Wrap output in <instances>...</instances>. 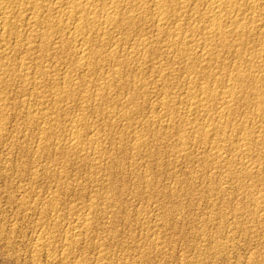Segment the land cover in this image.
I'll list each match as a JSON object with an SVG mask.
<instances>
[{"label": "rangeland", "instance_id": "obj_1", "mask_svg": "<svg viewBox=\"0 0 264 264\" xmlns=\"http://www.w3.org/2000/svg\"><path fill=\"white\" fill-rule=\"evenodd\" d=\"M0 1V9H2L0 12L2 13L3 11L4 13L5 11H8L12 13L11 22L13 23L12 30H5V32L3 30L4 28H2L4 15L3 13H0V18L2 16V18L0 19V42L2 44V46L0 47V59L2 58L0 60V102H2L0 103V138L2 137L0 139V264H264V203L262 204V202L264 201V163L263 161L260 162V160L262 159L259 158V151L261 150V147H258V144L255 143V147H257L258 151H256L254 147L255 153L253 152V154H255L256 156L251 154L250 156H246L243 160H240L242 158L240 155L241 152H239L240 150L234 151V153L233 150L229 148L225 149L223 156L225 158H231L232 160H235L236 162H238V164H241L243 162L244 165L242 164V167L240 166V164L238 166L235 161H232V164L229 165L230 168L227 167L228 170L226 167L222 168V166H217V162H208V164H211V166L208 164L204 165V163H202L204 160L203 153L208 147H205V145L203 144H200V146L199 143L196 144L198 137L197 130L205 125L206 118H204L203 113L200 112L201 114H196L198 116L192 115L195 116L193 117V119L192 117L190 118V116H186L189 118V120L191 119V121H189L188 119L185 121V116L183 117L182 113L180 114L178 111H176L175 107L176 104H180V99L185 96L181 94L183 93L182 91H184L183 86L185 87L189 85L192 77L196 78V75L197 78L195 80L199 83H203V75L199 72L197 74L194 73L195 75L192 76L188 74L189 77L186 76L187 73L184 74V71H187L185 68V64H183L182 60L177 56L178 54L176 55L177 57H175V55L171 53L172 51L174 52V54H176L177 52H175V49H169L170 51L167 50L168 48L166 47V42L163 43V41H165V38H163L164 36H156V34H154L153 28H150V30H148L149 28H145L144 32L143 30L141 31L142 34L141 32L138 33L140 36L138 34L129 35L130 32L125 31L124 29L122 30V28H118V31L117 29H115V34L119 38L123 37V40H120V42H117L116 44L118 46L117 48H119L122 53L125 52V56L126 54L131 55V53L134 51L132 49V44L135 42L134 39L137 38L139 40L143 33H145V37L153 38L152 40H154L155 45L152 44V46L154 47H151L150 50H142V52L144 51L145 54H143L144 52L140 53L141 51H138L139 54H137L136 57L137 62L130 63L129 65L126 63L124 64V66L120 65V71H117L120 69V67L118 69V66L116 67L114 66L115 64L111 63L107 64L104 71L93 70V68H89L88 70L85 68L82 69L81 67H79V64H77V61H75L76 58H72L74 55V49H72L73 46H70L71 48H68L66 45H64L62 48L63 44H58L59 46L55 44L52 45L53 47H50L51 49H47V51L50 49L49 51L51 52L48 51V53L46 54V52L43 51L40 45L41 41L36 37L40 33V29L33 23L35 22L34 17H40L42 15L43 17H40L42 18L41 20L47 21L50 19L52 20L53 18L55 19V17L57 18L58 15L55 14V11H53L55 12L54 14L52 12H47V7H53V5L55 6L59 3L57 0H40V2H43V4L46 3L44 4L45 10L43 9L42 13L40 11V13L37 14H34V11H31L30 9L28 11L27 9L25 10V8H28V6L24 8L23 5H21L24 1L20 0L19 2L15 0V2L14 0H7V2H9L5 4H8V7L4 5V2H6L5 0L4 2L3 0ZM59 1L61 2V0ZM4 7L6 10H4ZM22 10L24 11V13ZM31 14L33 17L31 16ZM46 14L48 15V17ZM50 16L52 18H49ZM187 16L185 17V20L188 18ZM45 17H47L48 19H45ZM32 23L34 26L32 25ZM186 23L187 22H185L182 29L188 27ZM140 26L141 25H138L136 27H139L141 29L142 26ZM140 29H138V31ZM121 32H123L124 34H121ZM119 34L122 37H120ZM150 34H153L154 36L152 35L151 37ZM53 35L55 37H61L57 33ZM16 36H20L19 39H16ZM129 38L130 40H128ZM159 38L161 41L159 40ZM162 38L164 40H162ZM100 39L101 38L98 37L93 38L92 36V41L95 45H98ZM3 40L4 42L2 43ZM124 40L126 41L123 42ZM31 42L32 44L30 45ZM257 43L259 42L256 41L254 43L255 47H257L256 45H258ZM3 48H5L6 51ZM155 50L158 52H156ZM165 52L167 57L164 54ZM231 56L232 55H230L229 58L227 56V59L229 60H226L227 62L225 65L227 66H222L219 64V67L217 64L212 66L214 67L213 69L211 68L214 75V71H216L217 74H222L223 70L224 72H226L229 71V68L230 70L233 69L235 59L233 58V56ZM144 57H146L148 61L144 59ZM143 60H145V63ZM180 60L181 62H178ZM230 60H232V62ZM150 61L153 62V64ZM22 63L23 66H21ZM137 63L140 64V66ZM220 66L223 70L220 69ZM136 67L138 69L140 67V70H138ZM143 67L146 69H144ZM222 67H226L227 69H224ZM110 68L112 69V71ZM200 68L202 69V65H199V70H201ZM220 70L222 71V73H220ZM38 75L40 76L38 77ZM105 75L107 76V81L104 79L106 77ZM109 75H113L112 78L114 79H112ZM103 76L104 78H102ZM168 76H170L169 80ZM151 77L153 78L150 79ZM181 77L183 78V80ZM66 78L68 80H65ZM166 78L168 80L167 82L164 80ZM201 79L202 81H200ZM69 80L71 81L69 82ZM110 80V83H113V86L109 83ZM63 83L66 84L65 88H63ZM138 83L139 85H137ZM109 84L111 85V89ZM67 85L73 88V92L77 91L75 92V94H77L75 95L70 90L71 88ZM103 85L104 89L101 88V86ZM175 85L177 87H175ZM29 86L30 88H28ZM34 86L36 87V89ZM138 86H140L141 88ZM168 86L171 89L166 88ZM81 87L83 88L81 89ZM95 87H98V90ZM68 88L69 90H66ZM105 88L108 91L105 90ZM62 89H64V92H62ZM56 90L60 95H62L63 98H65V101L57 103L58 101L56 99H53L55 98L53 95ZM84 91H86V94ZM105 91L106 94L104 93ZM40 92H42V94H40ZM66 92L67 95L69 93H73V96L72 94H69L68 97L66 95ZM101 92L104 93V96L107 95V97L104 98L102 95L103 93L100 94ZM128 92L130 95H128ZM109 93L111 95H109ZM87 94L89 95V97ZM98 94L100 96H98ZM164 94L166 96H169L170 99L173 98L172 100L176 98L174 100L176 102H174L175 107L171 108L172 110L174 109L175 112L171 111V109H166L165 111H163L159 107L158 102L162 99L161 96H165ZM179 94L181 96H179ZM174 95H176V97ZM245 95L247 98L249 96L250 99L253 97L252 92H249L248 89H246ZM84 97L87 99L84 100ZM110 97L115 100L113 101ZM116 97L118 98V100H116ZM131 97L133 99H131ZM107 98H109V101H106ZM119 99L120 101L122 100V105ZM115 102H117V104ZM81 103L83 106L80 105ZM133 103H135L137 106ZM157 103L158 105L156 106ZM246 103H248V101L241 103L237 108L239 110L241 108L240 111L244 112L242 113V115L245 116V119L248 116L246 115V113L249 114V116H252V113L254 111L252 105ZM39 104L42 106H39ZM243 107L245 111L247 109L246 112L243 110ZM250 107L252 110L250 109ZM46 108H51L52 112L51 110L49 111V109H47L49 112L47 113ZM80 108L82 110H80ZM113 108L115 111L113 110ZM176 108H178V106ZM103 109L105 110L103 111ZM169 110L171 111V117H169ZM43 111L45 114L43 113ZM240 111L237 112L236 115V119L239 117L237 119V122H239V124L241 123V121H244V119H242ZM110 112H113L114 114H111ZM46 114L47 116H44ZM165 114L168 116V118H166ZM174 114L176 117L174 116ZM114 115L116 116L115 118ZM199 115H203V118L199 117ZM31 116H33V118L35 119H33ZM42 116H44L43 118L46 117V121H44ZM157 116H159V119ZM75 117H77V119L78 117H83L84 119L83 123L80 124V127L78 128V131H80L81 128V132L79 133L81 134L80 137L82 139L83 145L75 146L72 145L71 142V147L73 146L72 150V148H70V144L67 143L66 138L67 140H69L70 134H73V130L72 127L70 128V125L73 124V119H76ZM36 118H39L41 122L38 121L37 124ZM67 118H69V122L67 121ZM198 118L199 120L201 118L204 121H198ZM52 119H54V121ZM169 119L175 121H172L170 123ZM31 120H33V122ZM49 121H53V124L52 122L50 124ZM91 121L93 124L91 123ZM181 121L182 123L180 124ZM44 122H47L46 126L43 124ZM202 122H204V124ZM62 124L63 126L66 125V127H61ZM196 124H199L201 127ZM233 124L235 123L233 122L231 124L230 129H232V127L234 126ZM47 125H51L52 127L50 126L49 129ZM58 125L59 128L57 127ZM115 125L117 126V128ZM125 126L126 129H124ZM89 127L91 129H89ZM185 127L188 129H186ZM48 131L49 133L53 132L52 134L54 136L50 133L51 136L48 138V135H50ZM39 132L41 133V135L46 132L42 136H46L47 139L44 137L41 138L42 136ZM68 132L70 134H68ZM85 133L88 134L85 135ZM89 133L93 134L94 140L92 137H88L92 136ZM95 133L99 136L98 139ZM84 135L86 138L84 137ZM137 135L138 137H141V140L139 142H137L138 140H135L136 138H134V136L137 137ZM187 136H190L188 137L190 139H188ZM63 137L65 141L61 140L63 139ZM184 137H186L187 141ZM89 138L90 140H88ZM95 138L101 143H95ZM183 139L185 140V143ZM63 142H66L68 146L66 143H64L63 145ZM89 142L91 143V145ZM92 142L94 143L93 147ZM187 142L188 145L186 144ZM138 146L141 147L138 149ZM184 146H187L186 149ZM76 147L77 150L75 149ZM198 148L200 149L198 150ZM92 149H95L94 152H92ZM97 150H100V153L99 151L97 152ZM95 151L97 152V154ZM185 151L187 152L184 153ZM78 152H80V154ZM230 152L231 154L233 153L232 156ZM90 153H92V155ZM189 153L192 156L190 157L191 159L187 157L189 156ZM99 154L101 157H99ZM225 154L227 155L225 156ZM252 155L254 157H252ZM258 158L259 162H257ZM82 159H84L85 161H82ZM212 165L214 167H212ZM232 165L233 167H231ZM215 166L216 169H222L215 170ZM246 166H248L249 169L254 166L259 169V167L261 166L259 172L254 174V179V175L253 177H250L244 173V171H246V168L248 169V167ZM230 169L233 171H231ZM227 171L230 172L231 175L233 174L234 177L236 173L235 178L238 182L234 181V179L232 180V176ZM212 172H214V175ZM244 174L246 177L245 180L247 182L243 178ZM256 176L258 177V180H256ZM260 177H262V179ZM254 181L256 182V184ZM229 182H231L230 185ZM243 191H245V193ZM256 192H259L258 194L260 195H258ZM248 193H250V195H248ZM56 194L58 197L56 196ZM245 194H247V196ZM55 196L56 199L54 198ZM256 196H260L259 198H261L262 200L259 205L256 203L254 204L253 202V197ZM247 199L249 202L247 201ZM56 203L57 205H55ZM235 208H237L238 210L236 209L235 211ZM256 208H259L260 211L258 209L256 210ZM238 211L241 213L239 214ZM234 212L237 214L235 215ZM261 213H263L262 216L260 215ZM226 218L228 219V221ZM85 222L88 225L85 224ZM258 222H261L262 224ZM85 225L89 229L86 228ZM71 241L74 244L71 243L70 246L69 244Z\"/></svg>", "mask_w": 264, "mask_h": 264}, {"label": "bare ground", "instance_id": "obj_2", "mask_svg": "<svg viewBox=\"0 0 264 264\" xmlns=\"http://www.w3.org/2000/svg\"><path fill=\"white\" fill-rule=\"evenodd\" d=\"M6 2H4V5H6L5 3H8L7 0H5ZM15 1V0H14ZM13 1V2H14ZM19 1L20 0H16ZM15 1V2H16ZM24 1L23 7H27L25 8V10L27 9V11L30 9L31 11H34V14L36 13H42L43 9L45 10V5L46 3L43 4V2H40V0H21ZM44 1V0H43ZM49 1V0H48ZM47 1V2H48ZM59 3L57 5H53V7H47V12H52L53 14H57V18L55 17V19L53 18L52 20H41L42 18L35 16V22H32L35 24V26L39 27V31L40 33L36 36L37 39H39L41 41V47L43 49L44 52H46V54L48 53V51L51 49L50 47L52 45L55 44H63L62 48L64 45H66L68 48H71L70 46H73L72 49H74V55H73V59L74 57L76 58L75 61H77V64H79V67H81L82 69H89V68H93V70H105V67L107 66L108 63L111 64H115L114 66H118L117 68L119 69L120 65L124 66V64H130V63H134L137 62V54L138 51H141L140 53H143L146 50H150V48L154 47L152 46V44L155 45L154 40H152L153 38H147L145 37V33H143V35H141V38L138 40L134 39L135 42L133 43L132 41V49L134 50L131 55H124L125 52H121V50L119 48H117V42H120V40H123L122 38H119L116 34H115V29L118 28H122V30L124 29L125 31H129V35L130 34H138L140 33L142 30L144 32L145 28H149L148 30H150V28H153L154 34H156V36L162 35L164 36L163 38H165L166 42V48L168 51H170L169 49H175L177 52L176 54H174V52L171 51V53H173V55H175V57H179L182 60V63L185 64V68H186V72L184 71V74L187 73L186 76H188V74L190 76L195 75L194 73H201L203 75V80L202 79L200 81H202L203 83H199L198 81H196L195 79L197 78V75L195 76L196 78L192 77V79L190 80L189 85L187 86H183V90L182 91L183 95H185L183 97L182 95V99H180V104L177 105L178 108L175 107L174 104V100L170 99L169 96H161V100L158 102L159 103V107L165 111L166 109H171L172 107H175V110L178 111L180 114L182 113V116H185V121L188 119L189 120V116L190 118L198 116L196 114H199L200 112L203 113L204 118H206L205 120V125H203L202 128H200L199 130H197L198 133V137H197V143L203 144L205 145V147L207 146L208 148H206L204 154V160L202 163L208 164L209 163H216L217 162V166H222L223 167H229V165L232 164V160L231 158H225L223 155L225 149H231L234 151H239L241 152V159L243 160L246 156H250L251 154H253L254 151V147L256 144H258V147H261V150L259 151V158L262 159L260 160L263 161L264 163V0H61V2L59 0H57ZM1 2V1H0ZM2 2V3H3ZM1 3V4H2ZM53 3V1H52ZM14 4V3H13ZM11 5V4H10ZM49 5V4H48ZM8 7V4L6 5ZM30 7V8H29ZM1 8V5H0ZM20 8V7H19ZM2 9H0L1 11ZM4 10L5 7H4ZM10 10V9H9ZM21 10V9H20ZM19 10V12H20ZM18 11V10H17ZM23 11V10H22ZM21 11V12H22ZM30 11V12H31ZM55 11V12H53ZM13 12V9H12ZM45 12V11H44ZM1 13V12H0ZM3 13V11H2ZM1 13V14H2ZM24 13V11H23ZM0 14V15H1ZM33 14V15H34ZM48 14V13H47ZM46 14V15H47ZM52 14V15H53ZM4 15V19H3V26L2 28H4L3 30H12V26L13 23L11 22V18H12V13L5 11L3 13ZM45 15V16H46ZM188 15V16H187ZM27 16V15H26ZM32 16V14H31ZM55 16V15H54ZM188 17L185 20V17ZM33 17V16H32ZM38 17V18H37ZM43 17V16H42ZM48 17V15H47ZM45 17V19L47 18ZM2 18V16H1ZM0 18V19H1ZM49 18H52L51 16ZM48 19V18H47ZM34 20V19H33ZM30 21V22H31ZM2 22V20H1ZM186 23V25L188 26L185 29H182V27H184L183 25ZM32 23V25H33ZM138 25H141L142 28L140 29L139 27H136ZM34 26V25H33ZM140 26V27H141ZM38 29V28H37ZM138 29H140L138 31ZM29 30V29H28ZM147 30V29H146ZM116 31V32H117ZM6 32V31H5ZM10 32V31H9ZM13 32V31H12ZM54 32V33H53ZM149 32V31H148ZM57 33L58 35H60L61 37H55L53 34ZM153 33V32H152ZM8 34V33H7ZM6 34V35H7ZM11 34V33H10ZM121 34H124L123 32H121ZM142 34V32H141ZM65 35V36H64ZM139 35V34H138ZM145 35V36H144ZM151 35V34H150ZM149 35V36H150ZM153 35V34H152ZM151 35V37H152ZM33 36V35H32ZM92 36L94 37H98L101 38L98 45H95L92 41ZM125 36V35H124ZM128 36V35H127ZM140 36V35H139ZM148 36V34H147ZM154 36V35H153ZM5 37V36H4ZM17 37V36H16ZM20 36H18L16 39H19ZM138 37V36H137ZM131 38V37H130ZM130 38L128 40H130ZM134 38V37H133ZM162 38V40H164ZM30 40V39H29ZM156 40V39H155ZM158 40V39H157ZM160 40V38H159ZM37 41V40H36ZM98 41V40H97ZM126 40H124L123 42H125ZM161 41V40H160ZM259 42L257 43L258 45H256L257 47H255L254 43L255 42ZM4 42V40L2 41V43ZM29 42V41H28ZM129 43V42H127ZM32 44V42L30 43V45ZM36 44V43H35ZM4 45V44H3ZM6 45V44H5ZM56 45V46H57ZM58 45V46H59ZM162 45V44H161ZM254 45V46H253ZM2 46L1 42H0V47ZM57 46V47H58ZM53 47V46H52ZM65 47V48H67ZM50 48L48 51L47 49ZM157 48V47H156ZM220 48V49H219ZM5 49V48H3ZM1 50V49H0ZM54 50V48H53ZM68 50V49H67ZM142 50H144L142 52ZM153 50V49H152ZM6 51V49H5ZM4 51V52H5ZM33 51V50H32ZM70 51V50H69ZM156 51V50H155ZM3 52V50H2ZM10 52V51H9ZM51 52V51H49ZM53 52V51H52ZM58 52V51H57ZM73 52V51H72ZM158 52V51H156ZM161 52V51H160ZM41 53V51H40ZM69 53V52H68ZM147 53V52H146ZM150 53V52H148ZM170 53V52H168ZM145 54V52L143 53ZM154 54V53H153ZM160 54V53H159ZM166 55V52L164 53ZM178 54V55H177ZM2 55V54H1ZM169 55V54H168ZM177 55V56H176ZM232 55L233 58L235 59V63L233 65V69L229 71L224 72L223 69V73L222 71L220 73L222 74H217L216 71H214L215 75L213 74V68L212 66L214 65H222L224 66L226 64V60L227 56L229 58V56ZM66 56V55H65ZM72 56V55H70ZM139 56V55H138ZM158 56V54H157ZM164 56V55H162ZM231 56V57H232ZM32 57V56H31ZM41 57V56H40ZM46 57V56H45ZM68 57V56H67ZM140 57V56H139ZM147 57V55H146ZM146 57H144V59H146ZM149 57V56H148ZM152 57V56H150ZM155 57V55H154ZM167 57V55H166ZM174 57V56H173ZM43 58V57H42ZM54 58V57H53ZM143 58V57H142ZM2 59V58H1ZM0 59V60H1ZM67 59V58H66ZM141 59V58H140ZM152 59V58H151ZM147 60V59H146ZM150 60V59H149ZM154 60V59H153ZM161 60V58H160ZM178 61V62H181ZM47 61V60H46ZM63 61V60H62ZM69 61V60H68ZM145 63V60H143ZM148 61V60H147ZM229 61V60H228ZM232 62V60H230ZM1 62V61H0ZM72 62V61H71ZM151 62V61H150ZM7 63V62H6ZM66 63V62H65ZM141 63V62H139ZM153 64V62H151ZM181 63V64H182ZM2 64V63H1ZM37 64V63H36ZM48 64V63H47ZM74 64V63H73ZM138 64V63H137ZM142 64V63H141ZM148 64V63H146ZM180 64V65H181ZM228 64V63H227ZM72 65V64H71ZM135 65V64H134ZM140 66V64H138ZM144 65V64H142ZM159 65V64H158ZM163 65V64H162ZM178 65V64H177ZM197 65H198V69H197ZM199 65H202V69L199 70ZM218 65V67H219ZM231 65V64H229ZM23 66V63L22 65ZM41 66V65H40ZM111 66V65H110ZM113 66V65H112ZM133 66V64H132ZM147 66V65H146ZM170 66V65H169ZM184 66V65H183ZM227 66V65H225ZM20 67V66H19ZM128 67V66H126ZM135 67V66H134ZM145 67V66H144ZM143 67V68H144ZM229 67V66H228ZM21 68V67H20ZM46 68V67H45ZM71 68V67H70ZM76 68V67H75ZM130 68V67H129ZM137 68V67H136ZM184 68V70H185ZM212 68V69H211ZM222 68H226V67H222ZM232 68V67H231ZM22 69V68H21ZM40 69V68H39ZM42 69V67H41ZM54 69V68H53ZM77 69V68H76ZM79 69V68H78ZM111 69V68H110ZM132 69V68H131ZM138 69V68H137ZM146 69V68H144ZM160 69V68H159ZM163 69V68H162ZM173 69V68H172ZM183 69V68H182ZM217 69V68H216ZM215 69V70H216ZM227 69V68H226ZM11 70V69H10ZM13 70V69H12ZM30 70V69H29ZM50 70V69H49ZM74 70V69H73ZM92 70V69H91ZM108 70V69H107ZM121 67L119 70L120 71ZM126 70V68H125ZM140 70V67L139 69ZM154 70V69H153ZM152 70V71H153ZM218 70V69H217ZM112 71V69H111ZM115 71V70H114ZM163 71V70H162ZM169 71V68H168ZM167 71V72H168ZM197 71V72H196ZM24 72V71H22ZM54 72V71H53ZM52 72V73H53ZM68 72V71H67ZM79 72V70H78ZM92 72V71H91ZM108 72V71H107ZM110 72V71H109ZM135 72V70H134ZM161 72V71H160ZM172 72V71H171ZM175 72V71H174ZM173 72V73H174ZM3 73V72H2ZM16 73V72H15ZM28 73V72H27ZM59 73V72H58ZM57 73V74H58ZM62 73V72H61ZM95 73V72H94ZM104 73V72H103ZM117 73V72H116ZM115 73V74H116ZM120 73V72H119ZM164 73V72H163ZM43 74V73H41ZM70 74V73H69ZM127 74V71H126ZM136 74V73H135ZM171 74V73H170ZM180 74V73H178ZM182 74V73H181ZM9 75V74H6ZM31 75V74H30ZM50 75V74H48ZM56 75V74H55ZM54 75V76H55ZM68 75V74H67ZM71 75V74H70ZM84 75V74H83ZM131 75V74H130ZM137 75V74H136ZM148 75V74H147ZM165 75V74H164ZM172 75V74H171ZM170 75V76H171ZM199 75V74H198ZM200 75V76H202ZM26 76V75H25ZM35 76V75H34ZM40 75H38L39 77ZM91 76V75H90ZM89 76V79H90ZM106 76V75H105ZM110 76V75H109ZM108 76V77H109ZM113 76V75H112ZM112 76H110L112 78ZM125 76V75H124ZM161 76V74H160ZM170 76H168V80L170 78ZM176 76V75H175ZM174 76V78H175ZM181 76V75H180ZM179 76V77H180ZM28 77V75H27ZM43 77V75H42ZM52 77V76H51ZM59 77V76H58ZM137 77V76H136ZM159 77V76H158ZM189 77V76H188ZM199 77V76H198ZM21 78V77H20ZM55 78V77H54ZM78 78V77H77ZM104 78V76L102 77ZM101 78V79H102ZM118 78V77H117ZM122 78V76H121ZM120 78V79H121ZM134 78V77H133ZM147 78V77H146ZM153 77H151L150 79H152ZM162 78V77H161ZM173 78V77H172ZM182 78V77H181ZM191 78V77H190ZM194 78V79H193ZM201 78V77H200ZM25 79V78H24ZM59 79V78H58ZM105 80L107 79V76L104 78ZM109 79V78H108ZM114 79V78H112ZM128 79V77H127ZM8 80V78H7ZM33 80V79H32ZM64 80V79H63ZM65 80H68L67 78ZM100 80V79H99ZM166 82L168 81L167 78L164 79ZM179 80V79H178ZM183 80V78H182ZM199 80V79H198ZM21 81V80H20ZM35 81V80H34ZM48 81V80H47ZM46 81V82H47ZM62 81V80H61ZM71 80H69L70 82ZM86 81V80H85ZM103 81V80H102ZM107 81V80H106ZM104 81V82H106ZM114 81V80H113ZM137 81V80H136ZM145 81V80H144ZM163 81V82H165ZM176 81V80H175ZM14 82V81H13ZM25 82V80H24ZM55 82V81H54ZM57 82V81H56ZM65 82V81H64ZM101 82V81H100ZM103 82V84H104ZM111 82V80L109 81V83ZM123 82V81H122ZM138 82V81H137ZM143 82V81H140ZM146 82V81H145ZM178 82V81H177ZM30 83V82H29ZM66 83V82H65ZM81 83V82H80ZM79 83V86H80ZM92 83V82H91ZM96 83V82H95ZM131 83V82H130ZM134 83V82H133ZM156 83V82H155ZM35 84V83H34ZM53 84V82H52ZM56 84V83H55ZM54 84V85H55ZM64 84V83H63ZM67 84V83H66ZM63 86V88H65V85ZM72 84V83H71ZM113 86V83H110ZM109 84V85H110ZM132 84V83H131ZM157 84V83H156ZM164 84V83H163ZM172 84V83H171ZM5 85V84H4ZM32 85V84H31ZM39 85V84H38ZM37 85V86H38ZM61 85V84H60ZM69 85V83H68ZM67 85V86H68ZM127 85V84H126ZM139 85V83L137 84ZM158 85V84H157ZM186 85V84H185ZM11 86V85H10ZM51 86V85H50ZM72 86V85H71ZM78 86V84H77ZM95 86V85H92ZM119 86V84H118ZM144 86V85H143ZM142 86V88H143ZM154 86V85H153ZM167 86V85H166ZM171 86V85H170ZM35 87V86H34ZM55 87V86H54ZM57 87V85H56ZM60 87V86H59ZM58 87V88H59ZM70 87V86H68ZM86 87V86H85ZM100 87V86H99ZM103 86H101V88H103ZM107 87V86H106ZM132 87V86H131ZM140 87V86H138ZM175 87H177L175 85ZM30 88V86L28 87ZM62 88V87H61ZM71 91H72V87H70ZM83 87H81L82 89ZM96 88V87H95ZM98 88V87H97ZM96 88V89H97ZM125 88V87H123ZM141 88V87H140ZM148 88V86H147ZM168 89H171L168 87H166ZM7 89V88H6ZM36 89V87H35ZM38 89V88H37ZM57 89V88H56ZM77 89V87H76ZM104 89V88H103ZM110 89H111V85H110ZM145 89V88H144ZM150 89V88H149ZM156 89V88H155ZM175 89V88H174ZM180 89V88H179ZM246 89L249 90V92H252V98L250 99L249 96L248 98L246 97L245 93H246ZM9 90V88H8ZM52 90V89H51ZM66 90H69L66 89ZM98 90V89H97ZM105 90H107L105 88ZM146 90V89H145ZM152 90V89H151ZM157 90V89H156ZM167 90V89H166ZM165 90V91H166ZM176 90V89H175ZM182 90V87H181ZM22 91V90H21ZM28 91V89H27ZM61 91V89H60ZM70 91V92H71ZM108 91V90H107ZM118 91V90H117ZM133 91V90H132ZM137 91V90H136ZM8 92V91H7ZM33 92V91H32ZM62 92H64V89H62ZM73 92V91H72ZM77 92V91H75ZM75 92H73L75 94ZM82 92V91H81ZM86 94V91H84ZM89 92V91H88ZM99 92V91H98ZM97 92V93H98ZM130 92V91H129ZM128 92V95H130ZM2 93V92H1ZM47 93V92H46ZM73 93L72 96H73ZM103 92H101L100 94H102ZM106 94V91L104 92ZM104 93L102 94L103 97H107L104 96ZM111 93V92H110ZM109 93V95H111ZM152 93V92H151ZM164 93V92H163ZM162 93V94H163ZM180 93V92H179ZM4 94V93H3ZM1 94V95H3ZM35 94V93H34ZM40 94H42V92H40ZM64 94V93H62ZM70 94V93H69ZM68 94V95H69ZM70 94V95H71ZM77 94V93H76ZM75 94V95H76ZM81 94V93H80ZM133 94V93H132ZM168 94V93H167ZM7 95V94H6ZM53 95V94H50ZM67 95V92H66ZM67 95V96H68ZM78 95H79V91H78ZM88 95V94H87ZM127 95V96H128ZM178 95V94H177ZM41 96V95H40ZM59 103L62 101H65V98L62 97V95L59 94V92H54L53 95ZM65 96V95H64ZM83 96V95H82ZM97 96V94H96ZM98 96H100L98 94ZM136 96V95H133ZM159 96V95H158ZM176 97V95H174ZM179 96H181L179 94ZM3 97V96H2ZM33 97V95H32ZM44 97V96H43ZM69 97V96H68ZM89 97V95H88ZM251 97V96H250ZM52 98V96H51ZM74 98V97H73ZM85 98V97H84ZM92 98V97H91ZM97 98V97H96ZM111 98V97H110ZM115 98V97H114ZM117 98V97H116ZM123 98V96H122ZM126 98V96H125ZM128 98V97H127ZM247 98V99H246ZM4 99V98H3ZM39 99V98H38ZM46 99V98H45ZM87 98H85L84 100H86ZM89 99V98H88ZM100 99V98H99ZM109 98H107L106 101ZM112 99V98H111ZM131 99H133L131 97ZM135 99V98H134ZM140 99V98H139ZM178 99V98H177ZM44 100V99H43ZM113 100V99H112ZM111 100V101H112ZM115 100V99H114ZM113 100V101H114ZM118 100V98L116 99ZM126 100V99H125ZM28 101V100H27ZM46 101V100H45ZM88 101V100H87ZM120 101V99H119ZM122 101V100H121ZM120 101V103H121ZM137 101V99H136ZM141 101V100H140ZM252 105L253 108V113L252 116H249V114L246 113V115H248L246 117V119L244 118L245 116L242 115L241 112V108L240 110L237 109L238 106L243 103V102H247ZM41 102V101H40ZM83 102V101H82ZM95 102V101H94ZM103 102V101H102ZM131 102V100H130ZM134 102V101H132ZM2 103V102H0ZM50 103V102H49ZM54 103V100H53ZM67 103V102H66ZM69 103V102H68ZM79 103V102H78ZM87 103V102H86ZM114 103V102H113ZM117 104V102H115ZM123 103V102H122ZM121 103V105H122ZM125 103V102H124ZM136 103V102H135ZM133 103V104H135ZM158 103L156 104V106L158 105ZM176 103V102H175ZM246 103V104H248ZM41 104V103H40ZM39 106H42L40 105ZM85 104V103H84ZM107 104V103H106ZM119 104V102H118ZM129 104V103H128ZM132 104V103H131ZM154 104V102H153ZM49 105V104H48ZM82 105V103L80 104ZM90 105V104H89ZM111 105V104H110ZM109 105V106H110ZM113 105V104H112ZM130 105V104H129ZM136 105V104H135ZM37 106V105H36ZM55 106V105H53ZM57 106V104H56ZM64 106V105H63ZM68 106V105H67ZM83 106V105H82ZM120 106V105H119ZM137 106V105H136ZM217 106V107H216ZM6 107V106H5ZM44 107V106H43ZM59 107V105H58ZM66 107V105H65ZM81 107V106H80ZM89 107V106H88ZM116 107V106H115ZM114 107V108H115ZM129 107V106H128ZM131 107V106H130ZM242 107V106H241ZM61 108V107H60ZM97 108V107H95ZM112 108V106H111ZM113 108V110H114ZM155 108V105H154ZM159 108V109H160ZM215 108V109H214ZM247 108V107H246ZM38 109V108H36ZM43 109V108H42ZM49 108H46V112H48ZM62 109V108H61ZM109 109V108H108ZM120 109V108H119ZM138 109V108H137ZM251 109V107H250ZM51 110V108L49 109V111ZM54 110V109H53ZM80 110H82L80 108ZM105 109H103L104 111ZM124 110V109H123ZM157 110V109H156ZM241 113L242 115V119H244V121L239 124V122H237V118L236 119V115L237 112ZM244 110V107H243ZM242 110V111H243ZM252 110V109H251ZM6 111V110H5ZM24 111V110H23ZM40 111V110H39ZM60 111V110H58ZM88 111V109H87ZM97 111V110H96ZM109 111V110H106ZM105 111V113H106ZM115 111V110H114ZM122 111V110H120ZM126 111V110H125ZM170 111V110H169ZM171 111H174V109ZM171 111H170V116L171 117ZM216 111V112H215ZM245 111V110H244ZM247 111V109H246ZM245 111V112H246ZM250 111V110H249ZM248 111V113H249ZM38 112V111H37ZM52 112V110H51ZM86 112V111H85ZM141 112V111H140ZM175 112V111H174ZM44 113V111H43ZM61 113V112H60ZM64 113V112H63ZM83 113V112H82ZM90 113V112H89ZM111 113V112H110ZM116 113H117V109H116ZM119 113V112H118ZM158 113V112H157ZM2 114V113H1ZM31 114V113H30ZM41 114V113H40ZM45 114V113H44ZM57 114V113H56ZM111 114H114L113 112ZM121 114V113H120ZM140 114V113H139ZM143 114V113H142ZM153 114V113H152ZM161 114V113H160ZM168 114V112H167ZM177 114V113H176ZM179 114V115H180ZM184 114V115H183ZM201 114V113H200ZM37 115V113H36ZM51 115V114H50ZM53 115V114H52ZM58 115V114H57ZM109 115V114H108ZM116 115V114H115ZM114 115V118L116 117ZM118 115V114H117ZM166 115V114H165ZM178 115V117H179ZM195 115V116H192ZM202 115V116H203ZM239 115V114H238ZM245 115V114H244ZM29 116V115H28ZM44 116H47L44 115ZM42 116V118L44 117ZM88 116V115H87ZM102 116V115H101ZM113 116V115H112ZM111 116V117H112ZM154 116V115H153ZM156 116V115H155ZM175 116V114H174ZM188 116V117H186ZM199 115V117H202ZM240 116V115H239ZM33 118V116H31ZM61 117V116H60ZM67 117V116H66ZM86 117V115H85ZM105 117V116H104ZM108 117V116H107ZM110 117V116H109ZM119 117V116H118ZM117 117V118H118ZM121 117V115H120ZM129 117V116H128ZM159 119V116H157ZM176 117V116H175ZM181 117V116H180ZM4 118V116H3ZM6 118V117H5ZM41 118V117H39ZM39 118L37 119V124ZM46 118V117H45ZM44 119V121H46ZM52 118V117H51ZM70 118V117H69ZM69 118H67V121L69 122L70 120H68ZM76 119H73V124L70 125V128L72 127L73 130V134H70V130L68 132V134H70V138L69 140L66 141L67 143L70 144V148H72L73 150V146L71 147V142L72 145L75 146H81L82 144V139H81V134L79 132H81V128L80 131H78V128L80 127V124L83 123V117L77 119V117H75ZM113 118V119H114ZM135 118V117H134ZM165 118V116H164ZM166 118H168V116L166 115ZM203 118V117H202ZM29 119V118H28ZM35 119V118H33ZM59 119V117H58ZM65 119V118H64ZM87 119V117H86ZM107 119V118H106ZM141 119V118H140ZM148 119V118H146ZM163 119V118H162ZM241 119V118H240ZM241 119V120H242ZM30 120V119H29ZM54 121V119H52ZM56 120V119H55ZM72 120V118H71ZM110 120V119H109ZM108 120V121H109ZM115 120V119H114ZM118 120V119H117ZM197 120V118H196ZM203 119L198 118V121H202ZM33 122V120H31ZM53 121L52 124H53ZM113 121V120H112ZM116 121V120H115ZM157 121V120H156ZM161 121V119H160ZM159 121V122H160ZM172 121L175 120H171L169 119V122L171 123ZM177 121V120H176ZM180 121V120H179ZM191 121V119L189 120ZM193 121V120H192ZM195 121V120H194ZM197 121V122H198ZM204 121V120H203ZM28 122V121H27ZM41 122V121H40ZM50 122V121H49ZM50 122V124H51ZM57 122V121H56ZM64 122V121H63ZM65 122V123H68ZM87 122V121H86ZM95 122V121H94ZM111 122V121H110ZM127 122V121H126ZM133 122V121H132ZM144 122V121H143ZM196 122V123H197ZM234 126L232 127V129H230V126L232 123ZM36 123V122H34ZM58 123V122H57ZM85 123V121H84ZM92 123V121H91ZM141 123V122H140ZM164 123V122H163ZM169 123V125H170ZM176 123V122H175ZM182 123V121L180 122V124ZM187 123V122H186ZM185 123V124H186ZM191 123V122H190ZM204 124V122H202ZM33 124V123H32ZM31 124V125H32ZM45 126L47 124V122L43 123ZM61 124V123H60ZM90 124V122H89ZM93 124V123H92ZM96 124V123H95ZM113 124V123H112ZM144 124V123H143ZM184 124V122H183ZM5 125V124H4ZM34 125V124H33ZM42 125V124H41ZM56 125V124H55ZM110 125V123H109ZM108 125V126H109ZM117 125V124H116ZM115 125V126H116ZM124 125V124H123ZM173 125V124H171ZM188 125V124H187ZM190 125V124H189ZM199 125V124H196ZM37 126V125H36ZM35 126V127H36ZM48 126V125H47ZM49 125V129H50ZM63 126V124L61 125V127ZM66 127V125H64ZM63 126V127H64ZM90 126V125H89ZM94 126V125H93ZM114 126V125H113ZM134 126V125H133ZM150 126V125H149ZM153 126V125H152ZM151 126V128H152ZM156 126V125H155ZM193 126V124H192ZM195 126V125H194ZM32 127V126H31ZM40 127V126H39ZM52 127V126H51ZM59 128V125L57 126ZM60 127V128H61ZM83 127V126H82ZM88 127V126H86ZM103 127V126H102ZM112 127V126H110ZM154 127V126H153ZM161 127V126H159ZM191 127V126H190ZM199 127H201L199 125ZM37 128V127H36ZM85 128V126H84ZM97 128V126H96ZM117 128V126H116ZM131 128V127H130ZM163 128V126H162ZM183 128V127H181ZM186 128V127H185ZM44 129V128H43ZM47 129V128H46ZM62 129V128H61ZM89 129H91L89 127ZM94 129V128H93ZM104 129V128H103ZM109 129V128H108ZM114 129V127H113ZM124 129H126V126L124 127ZM128 129V128H127ZM136 129V128H135ZM188 129V128H186ZM45 130V129H44ZM48 130V129H47ZM105 130V129H104ZM144 130V129H143ZM41 131V130H39ZM46 131V130H45ZM50 131V130H49ZM48 131V133H49ZM55 131V130H54ZM66 131V129H65ZM64 131V132H65ZM101 131V130H100ZM107 131V130H106ZM111 131V130H110ZM121 131V130H120ZM131 131V130H130ZM141 131V130H140ZM180 131V130H179ZM184 131V130H183ZM182 131V132H183ZM59 132V129H58ZM83 132V130H82ZM96 132V131H95ZM98 132V131H97ZM119 132V131H118ZM136 132V131H135ZM142 132V131H141ZM148 132V131H146ZM181 132V131H180ZM188 132V131H187ZM40 133V132H39ZM46 133V132H45ZM44 133V134H45ZM51 134L53 132H50ZM49 133V134H50ZM93 133V131H92ZM101 133V132H100ZM107 133V132H106ZM122 133V132H121ZM120 133V134H121ZM139 133V132H138ZM137 133V134H138ZM143 133V132H142ZM189 133V132H188ZM192 133V132H190ZM24 134V133H23ZM42 134V135H44ZM48 135V138L51 136ZM57 134V132H56ZM88 133H85V135ZM91 134V133H89ZM108 134V133H107ZM117 134V133H116ZM130 134V132H129ZM135 134V133H132ZM131 134V135H132ZM32 135V134H31ZM41 135V133H40ZM41 135V136H42ZM53 135V134H52ZM63 135V134H62ZM84 135V137H85ZM92 136H88V137H92L93 138V134H91ZM95 135L97 136L98 139V135L95 133ZM123 135V134H122ZM6 136V135H5ZM39 136V135H38ZM54 136V135H53ZM56 136V135H55ZM60 136V135H59ZM118 136V135H117ZM120 136V135H119ZM142 136V135H141ZM44 136H42L41 138H43ZM61 137V136H60ZM65 137V136H64ZM61 139L62 141H65V139ZM110 137V136H109ZM114 137V136H113ZM112 137V138H113ZM138 137V135H137ZM136 136H134V138H136L135 140H138L137 142H139L141 140V137L137 139ZM143 137V136H142ZM177 137V136H176ZM190 136H187V138ZM2 138V137H1ZM0 138V139H1ZM4 138V137H3ZM29 138V137H28ZM32 138V137H31ZM44 138L47 139V137L45 136ZM86 138V137H85ZM101 138V137H100ZM182 138V137H181ZM180 138V139H181ZM186 140V137H184ZM195 138V137H194ZM193 138V140H194ZM40 139V138H39ZM52 139V138H51ZM50 139V140H51ZM60 139V138H59ZM115 139V137H114ZM113 139V140H114ZM122 139V137H121ZM127 139V138H126ZM190 139V138H188ZM45 140V139H44ZM43 140V141H44ZM48 140V141H50ZM90 140V138L88 139ZM94 140V138H93ZM96 140V138H95ZM116 140V139H115ZM184 140V139H183ZM182 140V143H183ZM184 140V143H185ZM192 140V141H193ZM19 141V140H18ZM38 141V140H37ZM40 141V140H39ZM42 141V142H43ZM54 141V140H53ZM69 141V142H68ZM92 141V140H91ZM119 141V140H118ZM144 141V138H143ZM181 141V140H179ZM187 141V140H186ZM260 141V143H259ZM47 142V141H46ZM84 142V139H83ZM86 142V141H85ZM95 142V141H93ZM92 142V143H93ZM112 142V141H111ZM110 142V143H111ZM114 142V141H113ZM178 142V141H177ZM191 142V141H190ZM41 143V142H40ZM62 143V142H61ZM66 142H63V145ZM66 143V144H67ZM90 143V142H89ZM88 143V144H89ZM95 143H101L98 140H96ZM256 143V144H255ZM60 144V143H59ZM138 144V143H135ZM134 144V145H135ZM142 144V143H141ZM188 145V142L186 143ZM43 145V144H42ZM91 145V143H90ZM114 145V144H113ZM120 145V144H119ZM123 145V144H122ZM144 145V144H143ZM178 145V144H177ZM190 145V144H189ZM56 146V145H55ZM68 146V144H67ZM94 146V143L92 144V147ZM163 146V145H162ZM193 146V145H191ZM189 146V147H191ZM195 146V145H194ZM202 146V145H201ZM49 147V144H48ZM47 147V148H48ZM66 147V145H65ZM83 147V146H82ZM81 147V148H82ZM91 147V148H92ZM96 147V146H95ZM141 147V146H140ZM138 146V149L140 148ZM176 147V146H175ZM185 147V146H184ZM187 147V146H186ZM185 147V149H186ZM42 148V147H41ZM45 148V147H44ZM58 148V147H57ZM115 148V147H114ZM127 148V147H126ZM183 148V147H182ZM181 148V149H182ZM197 148V147H196ZM46 149V148H45ZM63 149V148H62ZM77 150V147L75 148ZM83 149V148H82ZM122 149V148H121ZM125 149V148H124ZM135 149V148H134ZM137 149V150H138ZM183 149V150H185ZM200 148H198L199 150ZM204 149V148H203ZM256 151H258L257 147H255ZM39 150V149H38ZM55 150V149H54ZM65 150V148H64ZM93 150V149H92ZM90 150V151H92ZM95 150V149H94ZM94 150L92 152H94ZM114 150V149H113ZM159 150V149H158ZM182 150V152H183ZM202 150V149H201ZM230 150V151H231ZM63 151V150H62ZM84 151V150H83ZM100 150H97V152ZM103 151V150H102ZM136 151V150H135ZM49 152V151H48ZM64 152V151H63ZM72 152V151H71ZM75 152V151H74ZM96 152V151H95ZM96 152V154H97ZM130 152V151H129ZM187 151H185L184 153H186ZM228 152V151H227ZM50 153V152H49ZM80 154V152H78ZM117 153V152H116ZM131 153V152H130ZM163 153V152H162ZM202 153V152H201ZM235 153V152H234ZM66 154V153H65ZM68 154V153H67ZM82 154V151H81ZM92 155V153H90ZM94 154V153H93ZM102 154V153H101ZM111 154V153H110ZM126 154V153H125ZM137 154V153H136ZM141 154V153H140ZM199 154V153H198ZM202 154V155H203ZM231 154V152H230ZM233 154V153H232ZM231 154V156H232ZM258 154V152H257ZM38 155V154H37ZM106 155V154H105ZM133 155V154H132ZM164 155V154H163ZM187 155V154H186ZM193 155V154H192ZM227 154H225L226 156ZM239 155V156H240ZM255 155V154H253ZM252 155V157H254ZM48 156V155H47ZM67 156V155H66ZM81 156V155H80ZM90 156V155H89ZM98 156V155H96ZM103 156V155H102ZM112 156V155H111ZM256 156V155H255ZM86 157V155H85ZM99 157L100 154H99ZM158 157V156H157ZM189 159H191L190 157H192L189 153V156H187ZM230 157V156H229ZM236 157V156H235ZM72 158V157H71ZM75 158V157H74ZM78 158V157H77ZM82 158V157H81ZM89 158V157H88ZM114 158V157H113ZM130 158V157H129ZM233 158V157H232ZM259 158L257 160V162H259ZM47 159V158H46ZM58 159V158H57ZM90 159V158H89ZM95 159V158H94ZM97 159V158H96ZM100 159V158H99ZM102 159V158H101ZM118 159V158H116ZM131 159V158H130ZM202 159V157H201ZM66 160V159H65ZM91 160V159H90ZM93 160V159H92ZM120 160V158H119ZM124 160V159H122ZM82 161H85L84 159H82ZM95 161V160H94ZM98 161V160H97ZM201 161V160H200ZM238 161H239V157H238ZM236 162V161H235ZM241 162V161H240ZM256 162V161H255ZM95 163V162H94ZM103 163V162H102ZM118 163V161H117ZM132 163V162H131ZM179 163V161H178ZM219 163V164H218ZM238 164V162H236ZM38 164V163H37ZM92 164V163H91ZM149 164V163H148ZM159 164V163H158ZM161 164V163H160ZM192 164V163H191ZM240 164V163H239ZM238 164V166H239ZM243 164V162L240 164V166ZM68 165V164H67ZM79 165V163H78ZM97 165V164H96ZM94 165V166H96ZM196 165V164H195ZM211 166V164H208ZM215 165V164H214ZM236 165V164H235ZM244 165V164H243ZM252 165V164H251ZM249 165V166H251ZM257 165V164H256ZM261 165V164H260ZM41 166V165H40ZM121 166V165H120ZM133 166V165H132ZM176 166V165H175ZM208 166V167H210ZM237 166V165H236ZM99 167V166H98ZM125 167V166H124ZM123 167V169H124ZM169 167V165H168ZM202 167V166H201ZM212 167H214L212 165ZM233 167V165L231 166ZM242 167V166H241ZM245 167V166H244ZM248 167V166H246ZM256 167V166H254ZM250 167L251 169L246 168V171H244V173L247 176L253 177V175L255 173L259 172V169L256 167ZM93 168V167H92ZM118 168V167H117ZM164 168V167H163ZM220 168V169H222ZM225 168V169H226ZM227 168V170H228ZM239 168V167H238ZM170 169V168H169ZM218 169V168H217ZM216 166H215V170ZM218 169V170H220ZM237 169V168H236ZM264 169V168H263ZM105 170V169H104ZM109 170V169H108ZM113 170V169H111ZM166 170V169H165ZM177 170V169H176ZM214 170V168H213ZM231 170V169H230ZM238 170V169H237ZM236 170V171H237ZM241 170V169H240ZM69 171V170H68ZM121 171V169H120ZM226 171V170H225ZM233 171V170H231ZM263 171V170H262ZM102 172V171H101ZM125 172V171H124ZM123 172V173H124ZM199 172V171H198ZM228 172V171H227ZM242 172V171H241ZM33 173V171H32ZM106 173V172H105ZM116 173V172H115ZM211 173V172H210ZM214 175V172H212ZM219 173V171H218ZM230 174V172H228ZM125 174V173H124ZM144 174V173H143ZM228 174V176H229ZM240 174V173H239ZM245 174L243 176L244 180H245ZM261 174V173H259ZM53 175V174H52ZM92 175V174H91ZM101 175V174H100ZM129 175V174H128ZM205 175V174H204ZM226 175V174H225ZM224 175V176H225ZM231 175V174H230ZM238 175V174H237ZM113 176V175H112ZM151 176V175H150ZM227 176V177H228ZM232 176V180L234 179V181L236 180V173H235V177ZM240 176V175H239ZM242 176V175H241ZM249 177V178H250ZM257 177V176H256ZM94 178V177H93ZM195 178V177H194ZM242 178V180H243ZM255 178V175L253 177V179ZM262 179V177H260ZM259 178V179H260ZM91 179V177H90ZM120 179V178H119ZM251 179V178H250ZM103 180V179H102ZM112 180V179H111ZM125 180V179H124ZM129 180V179H128ZM131 180V179H130ZM195 180V179H194ZM248 180V179H247ZM258 180V177L257 179ZM255 180V181H256ZM31 181V180H30ZM152 181V180H151ZM179 181V180H178ZM246 181V180H245ZM251 181V180H250ZM253 181V180H252ZM254 181V182H255ZM54 182V181H53ZM59 182V181H58ZM81 182V181H80ZM177 182V181H176ZM197 182V181H196ZM233 182V181H232ZM238 182V181H237ZM235 182V183H237ZM247 182V181H246ZM257 182V181H256ZM255 182V184H256ZM262 182V181H261ZM260 182V183H261ZM77 183V182H76ZM193 183V182H192ZM206 183V182H204ZM227 183V182H226ZM228 184V183H227ZM231 184V182H229V185ZM233 184V183H232ZM254 184V186H255ZM91 185V184H90ZM216 185V184H215ZM220 185V184H218ZM85 186V185H84ZM186 186V185H185ZM192 186V185H191ZM244 186V185H243ZM251 187V186H250ZM249 187V188H250ZM80 188V187H79ZM210 188V187H209ZM255 188V187H254ZM83 189V188H82ZM243 189V188H242ZM263 189V188H262ZM58 190V189H57ZM67 190V189H66ZM33 191V190H32ZM69 191V190H68ZM196 191V190H195ZM241 191V190H240ZM257 191V190H256ZM72 192V191H71ZM223 192V191H222ZM221 192V193H222ZM227 192V191H226ZM245 193V191H243ZM248 192V191H247ZM27 193V192H26ZM181 193V192H180ZM216 193V192H215ZM218 193V192H217ZM220 193V194H221ZM243 193V194H244ZM257 194L259 192H256ZM39 194V193H38ZM113 194V193H112ZM255 194V193H254ZM55 195V194H54ZM60 195V194H59ZM213 195V194H212ZM247 196V194H245ZM248 195H250V193H248ZM253 195V192H252ZM251 195V196H252ZM260 195V194H258ZM262 195V194H261ZM35 196V195H34ZM57 196V194H56ZM56 196L54 197L56 199ZM103 196V195H102ZM114 196V195H113ZM150 196V195H149ZM255 196V195H254ZM45 197V196H44ZM43 197V198H44ZM58 197V196H57ZM94 197V196H93ZM171 197V196H170ZM173 197V196H172ZM176 197V196H175ZM209 197V196H208ZM249 197V196H248ZM260 196H256L253 197V202L254 204H260L261 203V198H259ZM262 197V196H261ZM17 198V197H16ZM50 198V197H49ZM53 198V195H52ZM64 198V197H63ZM264 198V196H263ZM262 198V199H263ZM20 199V198H19ZM35 199V198H34ZM37 199V198H36ZM60 199V198H59ZM73 199V198H72ZM165 199V198H164ZM230 199V198H229ZM249 199V198H248ZM247 199V201H248ZM251 199V197H250ZM31 200V198H30ZM49 200V199H48ZM47 200V201H48ZM87 200V199H86ZM135 200V199H134ZM133 200V201H134ZM220 200V199H219ZM264 200V199H263ZM52 201V200H51ZM50 201V202H51ZM55 201V200H54ZM58 201V200H57ZM100 201V200H99ZM184 201V200H183ZM239 202V201H238ZM249 202V201H248ZM41 203V202H40ZM49 203V202H48ZM52 203V202H51ZM264 203V201L262 202V204ZM54 204V203H53ZM253 204V205H254ZM57 205V203L55 204ZM54 205V206H55ZM81 205V204H80ZM238 205V204H237ZM257 205V206H258ZM31 206V205H30ZM53 206V207H54ZM91 206V205H90ZM96 206V205H95ZM105 206V205H104ZM242 206V205H241ZM261 206V205H260ZM263 206V205H262ZM252 207V206H251ZM254 207V206H253ZM256 207V206H255ZM55 208V207H54ZM91 208V207H90ZM222 208V205H221ZM25 209V208H24ZM57 209V208H56ZM55 209V210H56ZM111 209V208H110ZM127 209V208H126ZM237 208H235L236 211ZM240 209V208H239ZM249 209V207H248ZM259 210V208H256V210ZM263 209V208H262ZM100 210V209H99ZM179 210V208H178ZM238 210V209H237ZM243 210V208H242ZM264 210V209H263ZM21 211V210H20ZM61 211V210H60ZM82 211V210H81ZM85 211V210H84ZM234 211V210H233ZM240 211V210H239ZM238 211V212H239ZM260 211V210H259ZM24 212V211H23ZM96 212V211H95ZM244 212V211H242ZM246 212V210H245ZM254 212V211H253ZM55 213V212H54ZM235 213V212H234ZM241 212H239L240 214ZM248 213V212H247ZM257 213V212H256ZM259 213V212H258ZM50 214V213H49ZM125 214V213H124ZM237 213H235L236 215ZM249 214V213H248ZM263 213H261L260 215L262 216ZM75 215V214H74ZM255 215V214H254ZM257 215V214H256ZM24 216V215H23ZM57 216V215H56ZM231 216V215H229ZM241 216V215H240ZM264 216V214H263ZM36 217V216H35ZM51 217V215H50ZM91 218V217H90ZM211 218V217H210ZM264 218V217H263ZM160 219V218H159ZM227 219V218H226ZM81 220V219H80ZM258 220V219H257ZM260 220V219H259ZM42 221V220H41ZM51 221V220H50ZM61 221V220H60ZM73 221V220H72ZM84 221V220H83ZM82 221V222H83ZM209 221V220H208ZM228 221V219H227ZM226 221V222H227ZM58 222V221H57ZM88 222V221H87ZM218 222V221H217ZM41 223V222H40ZM56 223V222H55ZM59 223V222H58ZM66 223V222H65ZM208 223V222H207ZM221 223V222H220ZM261 223V222H258ZM257 223V225H258ZM85 224H87L85 222ZM226 224V223H225ZM262 224V223H261ZM70 225V224H69ZM76 225V224H75ZM88 225V224H87ZM251 225V224H250ZM264 225V224H263ZM58 226V225H57ZM83 226V224H82ZM81 226V227H82ZM86 226V225H85ZM195 226V225H194ZM223 226V225H222ZM260 226V225H259ZM55 227V224H54ZM230 227V226H229ZM53 228V227H51ZM86 228H88L86 226ZM168 228V227H167ZM250 228V227H249ZM89 229V228H88ZM220 229V228H219ZM257 229V228H256ZM255 229V230H256ZM16 230V229H15ZM84 230V228H83ZM184 230V229H183ZM206 230V229H205ZM67 231V230H66ZM69 231V230H68ZM80 231V230H79ZM42 233V232H41ZM44 233V232H43ZM55 233V232H54ZM70 233V232H69ZM258 233V232H257ZM66 234V233H65ZM68 234V232H67ZM199 234V233H198ZM80 235V233H79ZM175 235V234H174ZM237 235V234H235ZM55 236V235H54ZM62 236V235H61ZM83 236V235H82ZM110 236V235H109ZM155 236V235H154ZM73 237V236H72ZM156 237V236H155ZM159 237V236H158ZM214 237V236H213ZM243 237V236H242ZM69 238V237H68ZM71 238V237H70ZM111 238V237H110ZM134 238V237H133ZM183 238V237H182ZM261 238V237H260ZM191 239V238H190ZM239 239V238H238ZM247 239V238H246ZM51 240V238H50ZM49 240V241H50ZM166 240V239H165ZM189 240V239H188ZM203 240V239H202ZM46 241V240H44ZM73 241V240H72ZM70 242V246L71 243L74 244L73 242ZM218 242V241H217ZM34 243V242H33ZM99 243V242H98ZM119 243V242H118ZM206 243V242H205ZM219 243V242H218ZM224 243V242H223ZM230 243V242H229ZM45 244V243H44ZM51 244V243H50ZM48 246V245H47ZM54 246V245H53ZM222 246V245H221ZM131 247V246H130ZM150 247V246H149ZM157 247V246H156ZM41 248V247H40ZM219 248V247H218ZM225 248V247H224ZM39 249V248H38ZM57 249V248H56ZM81 249V248H80ZM91 249V248H90ZM214 249V248H213ZM226 249V248H225ZM102 250V249H101ZM37 251V250H36ZM84 251V250H83ZM55 252V251H54ZM58 252V251H57ZM79 252V251H78ZM81 252V251H80ZM196 252V251H195ZM53 254V252H52ZM168 254V253H167ZM210 254V253H209ZM214 254V253H213ZM152 255V254H151ZM191 255V254H190ZM150 256V255H149ZM158 256V255H157ZM69 257V256H68ZM191 257V256H190ZM204 257V256H203ZM51 258V257H50ZM210 258V257H209ZM218 258V257H217ZM160 259V258H159ZM180 259V258H179ZM209 260V259H208ZM54 261V260H53ZM121 262V261H120ZM152 262V261H151ZM50 263V262H49ZM187 263V262H186ZM41 264V263H40ZM80 264V263H78ZM198 264V263H197Z\"/></svg>", "mask_w": 264, "mask_h": 264}]
</instances>
